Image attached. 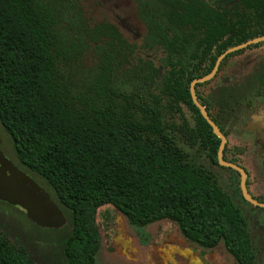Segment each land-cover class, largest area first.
I'll return each mask as SVG.
<instances>
[{"label": "trees", "instance_id": "obj_1", "mask_svg": "<svg viewBox=\"0 0 264 264\" xmlns=\"http://www.w3.org/2000/svg\"><path fill=\"white\" fill-rule=\"evenodd\" d=\"M136 2L147 30L143 44L110 23L87 30L102 42L99 62L75 93L59 69L67 57L52 3L0 0V123L13 158L68 217L65 264H96V217L105 205L132 226L171 221L193 245L222 243L235 264H264V209L243 198L236 170L219 165L220 139L190 91L220 54L264 35V0H242L223 12L203 0ZM263 46L230 54L212 80L195 87L227 138L224 158L232 163L229 155L244 149L233 152L229 137L264 105V76L256 67L233 84L212 85L228 60ZM0 264H33L2 231Z\"/></svg>", "mask_w": 264, "mask_h": 264}, {"label": "rangeland", "instance_id": "obj_2", "mask_svg": "<svg viewBox=\"0 0 264 264\" xmlns=\"http://www.w3.org/2000/svg\"><path fill=\"white\" fill-rule=\"evenodd\" d=\"M44 1L51 2L56 9L57 26L63 36L67 57L60 61L59 69L65 76H70L75 93L84 89L99 62L96 45L102 42L93 41L87 30L91 31L103 20L122 27V20L126 19L123 23L125 29L131 30L133 26L139 35L143 32L131 0H76L75 4L68 0ZM125 33L135 38L129 30ZM137 40L141 42L140 36ZM258 61H261L259 73L264 76L263 49L229 61L215 85L238 80ZM0 141V151L17 165L11 139L1 123ZM237 144L247 147L245 155L235 158L249 170L252 193L264 197V110L247 118L242 128L231 135V146ZM36 181L55 202L51 190L40 180ZM63 216L60 227H43L33 223L19 210L0 202V231L11 243L23 247L33 264H65L62 243L71 227L68 217L64 213ZM96 219L101 234L96 264H231L222 246L209 251L188 246L176 236L177 228L169 222L162 221L143 228L131 226L112 205L99 208ZM140 249L144 250V258Z\"/></svg>", "mask_w": 264, "mask_h": 264}, {"label": "water", "instance_id": "obj_3", "mask_svg": "<svg viewBox=\"0 0 264 264\" xmlns=\"http://www.w3.org/2000/svg\"><path fill=\"white\" fill-rule=\"evenodd\" d=\"M264 41L263 37L255 38L244 44L227 50L218 59L214 70L207 76L195 79L191 84V94L194 103L201 111L203 117L212 127L214 134L220 139L218 150L219 164L237 170L241 175V189L244 198L255 206L264 207L248 192L246 186V172L236 164L227 162L223 157L226 137L219 127L210 119L206 109L197 99L195 85L210 80L216 73L219 63L228 54L243 49L251 44ZM1 144V141H0ZM0 202L6 203L23 213L33 223L43 227L58 228L62 225L63 212L52 200L49 193L30 175L15 165L3 152L0 151Z\"/></svg>", "mask_w": 264, "mask_h": 264}, {"label": "flooded vegetation", "instance_id": "obj_4", "mask_svg": "<svg viewBox=\"0 0 264 264\" xmlns=\"http://www.w3.org/2000/svg\"><path fill=\"white\" fill-rule=\"evenodd\" d=\"M143 1H149V2H158L159 0H143ZM182 1H186V0H182ZM204 2H206V3H209L211 6H213V7H215V8H217L219 11H224V10H226V9H230V8H233L235 5H237L238 3H240L242 0H232V1H229V2H227V0H203ZM131 3L133 4V6H135V14H136V17H137V19L139 20V22H140V24L143 26L142 28H143V32H142V35H139V33H138V31L133 27V26H131V30L129 29V28H124L125 27V25H123V23L124 22H126V19H123L122 20V27L120 26H117V25H115L114 23H112V22H109V21H101V22H99V23H102V22H105V23H110V24H113V25H115L118 29H119V31L131 42V43H136V44H143V41H144V39H145V36H146V32H147V30H146V27H145V25L143 24V22L141 21V19L139 18V16H138V11H139V9H140V7H139V5H138V3L136 2V0H131ZM163 9V8H162ZM127 18V17H126ZM98 24V23H97ZM97 24H95V26L97 25ZM123 28V29H122ZM127 30H129L130 31V33H132V34H134V36H135V38L133 37H129V36H127L126 35V33L125 32H127ZM140 36V39H141V42H139L138 40H137V38ZM264 36V35H263ZM263 36H259V37H263ZM256 38H258V37H256ZM253 39H255V38H253ZM253 39H251V40H253ZM251 40H248V41H251ZM248 41H246V42H248ZM246 42H244V43H246ZM262 42H264V41H261V42H258V43H255V44H259V43H262ZM244 43H242V44H244ZM239 45H241V44H239ZM239 45H237V46H239ZM251 45H254V44H251ZM251 45H249V46H247V47H245V48H243V49H240V50H238V51H241V50H244V49H246V48H248V47H250ZM234 47H236V46H234ZM234 47H231V48H234ZM231 48H229V49H231ZM229 49H227V50H229ZM264 49V46L263 47H261V48H259V49H252V50H248L247 52H245L244 54H242V55H238V56H235V57H233V58H231L230 60H228V62L226 63V65H225V67L227 66V64L229 63V61H231L232 59H235V58H237V57H241V56H243V55H245V54H247L248 52H252V51H262ZM226 50V51H227ZM226 51H224L223 53H225ZM238 51H235V52H238ZM235 52H232V53H230V54H233V53H235ZM222 53V54H223ZM222 54H220L219 55V57L217 58V60H216V62H215V65H214V67H213V69H212V71L214 70V68H215V66H216V63H217V61H218V59L220 58V56L222 55ZM230 54H228V55H226L222 60H221V62L219 63V66H218V69H217V71H216V73H215V75L210 79V80H212L216 75H217V73L219 72V69H220V65H221V63L226 59V57L227 56H229ZM260 64H261V61H258L257 63H255L254 64V66L252 67V69L249 71V72H247L246 74H244V75H242L238 80H234V81H232V82H225V83H221V84H217V85H215V82H216V80L217 79H219V77L221 76V74H222V72L224 71V69H225V67L223 68V70L219 73V76L217 77V79L214 81V83H213V87H218V86H221V85H225V84H233V83H235V82H237V81H239L240 79H242L243 77H245V76H247V75H249L250 73H252L254 70H255V68L257 67L258 69L259 68H261L260 67ZM211 71V72H212ZM210 72V73H211ZM259 72V71H258ZM209 73V74H210ZM209 74H207V75H209ZM207 75H205V76H207ZM262 75V74H261ZM205 76H203V77H205ZM203 77H200V78H203ZM200 78H196V79H200ZM195 80V79H194ZM193 80V81H194ZM210 80H208V81H210ZM192 81V82H193ZM208 81H205V82H208ZM192 82H191V84H192ZM205 82H201V83H205ZM197 84H200V83H197ZM196 84V85H197ZM196 85H195V87H196ZM190 91H191V85H190ZM195 93H196V91H195ZM192 95V94H191ZM197 96V95H196ZM196 105V104H195ZM206 109V108H205ZM264 110V105L261 107V109L259 110V112H257V113H253V114H250V115H246V116H244L243 118H242V121H241V125L239 126V127H236L234 130H233V132H232V134L231 135H233L234 133H235V131L236 130H238V129H241L242 128V124L243 123H245L246 122V119L247 118H249V117H251V116H255V115H259L262 111ZM208 113V112H207ZM202 114V113H201ZM211 119V118H210ZM260 124V123H259ZM220 129V128H219ZM221 131V130H220ZM224 135V134H223ZM225 136V135H224ZM226 137V136H225ZM229 140H230V142H231V136L229 137ZM221 142V141H220ZM226 144H227V138H226ZM220 146V145H219ZM226 146V145H225ZM236 147H239V148H243L244 149V153L242 154V155H231L232 157L231 158H234L235 160H236V158H235V156H237V157H239V156H243V155H245L246 154V151H247V147L246 146H244V145H241V144H237V145H235L234 147H232L231 146V148H232V150H233V148H234V151L236 150ZM233 151V152H234ZM223 157H224V151H223ZM225 159V158H224ZM226 160V159H225ZM227 161V160H226ZM237 161V160H236ZM227 162H229V161H227ZM218 163H219V161H218ZM230 163H232V162H230ZM233 164H236V165H238L239 167H241L242 169H244V171L246 172V176H247V178H246V186H247V190H248V192H249V194L254 198V199H256L258 202H260V203H263L264 204V197L262 196V197H257V196H255L253 193H252V191H251V189H250V185H251V175H250V173H249V170L245 167V166H243V165H241L238 161L236 162V163H233ZM220 165V164H219ZM222 166V165H221ZM223 167H225V166H223ZM227 168H230V167H227ZM232 169V168H231ZM235 170V169H234ZM237 171V170H236ZM238 172V171H237ZM239 173V172H238ZM239 175H240V173H239ZM249 180V185L247 184V181ZM240 189H241V175H240ZM241 193H242V189H241ZM242 196H243V193H242ZM243 198H244V196H243ZM245 199V198H244ZM259 199H261L262 201H260ZM246 200V199H245ZM246 202H248L247 200H246ZM249 204H251L253 207H258V208H263L264 209V207H260V206H255V205H253L252 203H250V202H248ZM15 209V208H14ZM249 209H250V211H251V209H252V207H249ZM256 216H258V215H256ZM258 218H260V220L263 222V217L262 216H259ZM162 222V221H161ZM165 222V221H164ZM166 222H169V223H171V224H174L173 222H171V221H167L166 220ZM129 223V222H128ZM158 223V222H157ZM153 224H155V223H153ZM131 225V224H130ZM151 225V224H150ZM175 225V224H174ZM132 226V225H131ZM147 227V226H146ZM175 227L177 228V226L175 225ZM263 229H264V226H263ZM177 231H178V234L176 235V236H179L180 237V239L181 240H183L184 241V243L186 244V245H188V246H194V247H196V248H200V249H203V250H206V251H209V250H214V249H216V248H218V247H220V246H222L223 248H224V250H225V253L229 256V258L231 259V264H235V260H234V257L230 254V253H228V251L226 250V248H225V246L221 243V244H219L217 247H215V248H213V249H205V248H202V247H199V246H197V245H193V244H191V243H189L188 241H186L183 237H182V235L180 234V232H179V230H178V228H177ZM143 255H144V253H143ZM143 258H144V256H142Z\"/></svg>", "mask_w": 264, "mask_h": 264}]
</instances>
